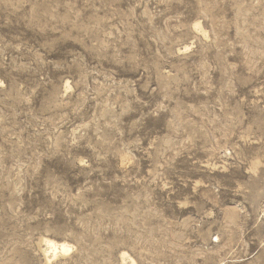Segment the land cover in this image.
I'll list each match as a JSON object with an SVG mask.
<instances>
[{"label": "rangeland", "instance_id": "obj_1", "mask_svg": "<svg viewBox=\"0 0 264 264\" xmlns=\"http://www.w3.org/2000/svg\"><path fill=\"white\" fill-rule=\"evenodd\" d=\"M123 253L264 264V0H0V264Z\"/></svg>", "mask_w": 264, "mask_h": 264}, {"label": "bare ground", "instance_id": "obj_2", "mask_svg": "<svg viewBox=\"0 0 264 264\" xmlns=\"http://www.w3.org/2000/svg\"><path fill=\"white\" fill-rule=\"evenodd\" d=\"M198 27L199 26H196V30L199 29ZM43 243L45 246L44 253L48 262L56 259L59 255L69 254L74 249V246L67 242H57L52 239H44ZM122 258L123 260L128 259L132 264H134V261L126 253L122 254Z\"/></svg>", "mask_w": 264, "mask_h": 264}]
</instances>
